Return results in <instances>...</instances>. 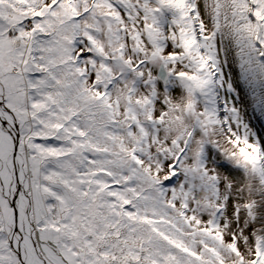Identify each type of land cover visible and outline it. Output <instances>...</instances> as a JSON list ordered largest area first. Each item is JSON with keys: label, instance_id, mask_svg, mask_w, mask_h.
I'll return each instance as SVG.
<instances>
[{"label": "snow or ice", "instance_id": "6c2138e0", "mask_svg": "<svg viewBox=\"0 0 264 264\" xmlns=\"http://www.w3.org/2000/svg\"><path fill=\"white\" fill-rule=\"evenodd\" d=\"M0 264H264V0H0Z\"/></svg>", "mask_w": 264, "mask_h": 264}]
</instances>
